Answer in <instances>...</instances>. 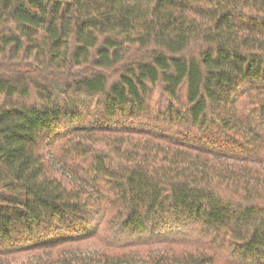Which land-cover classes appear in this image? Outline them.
Listing matches in <instances>:
<instances>
[{
  "label": "trees",
  "instance_id": "trees-1",
  "mask_svg": "<svg viewBox=\"0 0 264 264\" xmlns=\"http://www.w3.org/2000/svg\"><path fill=\"white\" fill-rule=\"evenodd\" d=\"M0 264H264V0H0Z\"/></svg>",
  "mask_w": 264,
  "mask_h": 264
},
{
  "label": "rangeland",
  "instance_id": "rangeland-1",
  "mask_svg": "<svg viewBox=\"0 0 264 264\" xmlns=\"http://www.w3.org/2000/svg\"><path fill=\"white\" fill-rule=\"evenodd\" d=\"M182 241V240H181ZM172 242H174L172 239H162V240H160V241H156V242H154V244H150V245H152V248L154 249V250H163L164 249V247L165 248H168V246L170 245L171 247H173V248H180V247H183V246H194V245H196L194 242H192L191 240H186V241H184L183 240V242H179L178 244H176L175 242V245L172 243ZM83 246H88V245H83ZM90 247V246H89ZM150 247V246H149ZM91 248V247H90ZM22 258H25V257H22ZM21 259V258H20Z\"/></svg>",
  "mask_w": 264,
  "mask_h": 264
}]
</instances>
